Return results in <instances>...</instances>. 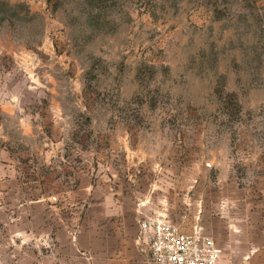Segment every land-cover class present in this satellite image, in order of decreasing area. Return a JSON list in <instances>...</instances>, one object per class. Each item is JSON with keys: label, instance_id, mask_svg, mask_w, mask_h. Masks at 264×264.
<instances>
[{"label": "rangeland", "instance_id": "374dc122", "mask_svg": "<svg viewBox=\"0 0 264 264\" xmlns=\"http://www.w3.org/2000/svg\"><path fill=\"white\" fill-rule=\"evenodd\" d=\"M152 149L264 176V0H0L9 202L76 213L81 178Z\"/></svg>", "mask_w": 264, "mask_h": 264}, {"label": "crops", "instance_id": "0c3cea01", "mask_svg": "<svg viewBox=\"0 0 264 264\" xmlns=\"http://www.w3.org/2000/svg\"><path fill=\"white\" fill-rule=\"evenodd\" d=\"M125 158L90 185L81 178L76 213L41 208L44 199L26 201L18 191L9 202L13 193L0 174V264H152L140 229L145 217L186 232L198 223L221 249L219 264H264V176L249 187L226 162L212 176L215 159L203 169L192 155L169 160L159 149L129 150Z\"/></svg>", "mask_w": 264, "mask_h": 264}, {"label": "built area", "instance_id": "2783aa9c", "mask_svg": "<svg viewBox=\"0 0 264 264\" xmlns=\"http://www.w3.org/2000/svg\"><path fill=\"white\" fill-rule=\"evenodd\" d=\"M140 229L152 264H219L221 249L198 223L186 232L162 217H145Z\"/></svg>", "mask_w": 264, "mask_h": 264}]
</instances>
